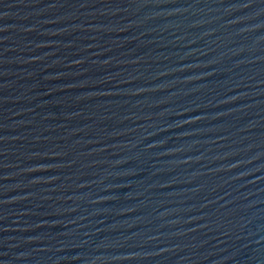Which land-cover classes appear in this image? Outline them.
Here are the masks:
<instances>
[{
  "label": "water",
  "instance_id": "water-1",
  "mask_svg": "<svg viewBox=\"0 0 264 264\" xmlns=\"http://www.w3.org/2000/svg\"><path fill=\"white\" fill-rule=\"evenodd\" d=\"M0 264H264V0H0Z\"/></svg>",
  "mask_w": 264,
  "mask_h": 264
}]
</instances>
